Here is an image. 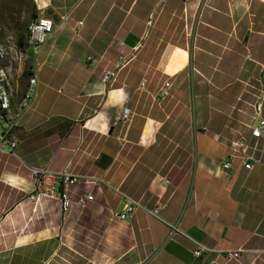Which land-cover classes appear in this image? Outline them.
I'll use <instances>...</instances> for the list:
<instances>
[{
    "label": "crops",
    "instance_id": "1",
    "mask_svg": "<svg viewBox=\"0 0 264 264\" xmlns=\"http://www.w3.org/2000/svg\"><path fill=\"white\" fill-rule=\"evenodd\" d=\"M33 1L54 33L18 145L0 152V264H264V138L250 137L264 0ZM31 170L95 181L68 190L63 214L28 201ZM122 196L142 208L125 221ZM196 245L241 253L194 259Z\"/></svg>",
    "mask_w": 264,
    "mask_h": 264
},
{
    "label": "built area",
    "instance_id": "2",
    "mask_svg": "<svg viewBox=\"0 0 264 264\" xmlns=\"http://www.w3.org/2000/svg\"><path fill=\"white\" fill-rule=\"evenodd\" d=\"M81 26V23H79ZM54 33L53 20L42 14L33 20L27 29L26 48L21 50L19 65H16L18 69L28 64V76L26 83V97L16 98L12 84H8V75L11 74L12 67H8V59L10 57V51L13 47H8V43L5 42L1 35L0 29V109H4V117H0V152L4 147L8 148L11 152L15 150L18 145V141L14 136V128L17 126L18 121L22 114L31 106L36 93V83H29V76H35V68L37 64V57L47 42ZM248 58V57H247ZM122 64L120 60L117 67ZM115 72H107L102 82L107 83L113 78ZM258 91L253 104V119L257 121V125L251 128L250 137L254 140L264 138V118H262V112H264V66L259 71V83ZM170 84L164 82L160 89L159 99L163 100L168 96ZM16 101V103H15ZM130 111L123 108L121 113V121L129 122ZM235 150L240 149V158L244 170H252V158L247 155V143L243 140H239L233 144ZM232 153L229 157L220 162V169L222 173L226 174L236 156ZM31 178L33 180V191L28 196V201L33 205H37L42 200L57 201L60 205L61 212L67 213L71 207V201L68 196V190L79 184H92L95 179L90 177L79 176L69 173H49L45 171L31 170ZM168 182L164 181V185ZM125 205L123 211L120 214H115L114 217L117 220L125 221L132 217L133 212L137 209H142L138 203L130 201L126 197L122 196ZM93 197L91 195L82 196L78 198L77 205L80 208H84L87 203L91 202ZM159 206L154 209L144 212L147 215L157 218ZM210 253H225L227 260H235L239 257L241 251H222L219 249H210L205 246L196 245V249L193 251L192 256L194 259H199L205 254Z\"/></svg>",
    "mask_w": 264,
    "mask_h": 264
},
{
    "label": "rangeland",
    "instance_id": "3",
    "mask_svg": "<svg viewBox=\"0 0 264 264\" xmlns=\"http://www.w3.org/2000/svg\"><path fill=\"white\" fill-rule=\"evenodd\" d=\"M86 3L91 0H84ZM190 3L193 0H185ZM34 6L33 0H0V29L1 35L5 42L8 43V47H13L11 53L14 55L15 51L20 53V50L17 49V42L19 37V30H21V34L26 37L27 29L29 25L30 13L31 9ZM35 7V6H34ZM17 26V28H16ZM180 45H185V43H180ZM20 55V54H19ZM18 61L13 62L12 65H8V67H12L11 74L12 76V90L15 97L20 98L22 92L25 89L27 83V77L25 74L28 73V64L18 69L16 65H19ZM197 77L191 79L192 86L198 82Z\"/></svg>",
    "mask_w": 264,
    "mask_h": 264
},
{
    "label": "bare ground",
    "instance_id": "4",
    "mask_svg": "<svg viewBox=\"0 0 264 264\" xmlns=\"http://www.w3.org/2000/svg\"><path fill=\"white\" fill-rule=\"evenodd\" d=\"M20 54V55H19ZM17 53V51H15L14 55L11 53L10 51V57L8 59V65H12L13 62H18L20 61V56H21V52ZM12 74L8 75V84H12ZM29 83H36V77L35 76H29ZM26 97V87L24 89V91L22 92L20 98H25ZM17 98V97H16ZM0 117H4V109H0Z\"/></svg>",
    "mask_w": 264,
    "mask_h": 264
},
{
    "label": "trees",
    "instance_id": "5",
    "mask_svg": "<svg viewBox=\"0 0 264 264\" xmlns=\"http://www.w3.org/2000/svg\"><path fill=\"white\" fill-rule=\"evenodd\" d=\"M29 16H30V19H29V24H30L33 20H35L37 18V11H36L34 6L32 7L31 13H30ZM16 28H17V26H16ZM18 30H19L18 31L19 32V37H18V42H17V49L20 50V52H21V50H24L26 48V38H27V36L24 37L21 34V30H22L21 28L18 29ZM20 45H21V47H20ZM25 76L27 77L28 74H25Z\"/></svg>",
    "mask_w": 264,
    "mask_h": 264
},
{
    "label": "water",
    "instance_id": "6",
    "mask_svg": "<svg viewBox=\"0 0 264 264\" xmlns=\"http://www.w3.org/2000/svg\"><path fill=\"white\" fill-rule=\"evenodd\" d=\"M20 47H21V45H20Z\"/></svg>",
    "mask_w": 264,
    "mask_h": 264
}]
</instances>
